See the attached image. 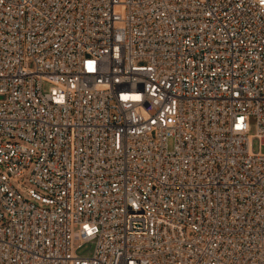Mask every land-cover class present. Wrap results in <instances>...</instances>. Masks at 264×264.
<instances>
[{"label":"built area","instance_id":"1","mask_svg":"<svg viewBox=\"0 0 264 264\" xmlns=\"http://www.w3.org/2000/svg\"><path fill=\"white\" fill-rule=\"evenodd\" d=\"M0 264H264V0H0Z\"/></svg>","mask_w":264,"mask_h":264},{"label":"rangeland","instance_id":"2","mask_svg":"<svg viewBox=\"0 0 264 264\" xmlns=\"http://www.w3.org/2000/svg\"><path fill=\"white\" fill-rule=\"evenodd\" d=\"M254 131H255V129H254V125L252 124V127H251V133L254 134ZM168 149H169L170 152L173 150V143H172V142H169V144H168ZM257 149H258V146H257V143H255V144H254V151L256 152ZM91 251H92V250L90 249V247L87 246V247H85L83 250H81V251L79 252V255H80V256H84V257H88V256L91 254Z\"/></svg>","mask_w":264,"mask_h":264}]
</instances>
